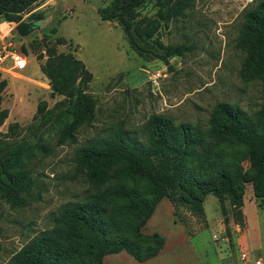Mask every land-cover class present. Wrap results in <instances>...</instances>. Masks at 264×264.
Wrapping results in <instances>:
<instances>
[{
  "label": "rangeland",
  "instance_id": "374dc122",
  "mask_svg": "<svg viewBox=\"0 0 264 264\" xmlns=\"http://www.w3.org/2000/svg\"><path fill=\"white\" fill-rule=\"evenodd\" d=\"M112 1L39 0L10 31L12 41L27 49L29 63L21 75H0L7 82L0 107L8 111L0 126V155L21 146L36 186L25 207L11 208L0 199V264H11L12 256L35 233L51 226L50 215L60 205L89 188L74 161L76 150L87 141L118 127L143 141L140 130L152 114L205 124L219 101L236 103L249 115L260 106L261 82L241 78L245 52L236 47L241 13L254 0H195L184 16L161 24L163 43L189 46L183 54L171 56L168 65L150 53L139 54L117 21L100 18L97 9ZM157 9L156 0H148L138 8L136 19L155 17ZM32 12L42 13L43 18L30 19ZM5 22L0 17V29L13 26ZM21 22L29 25L26 35L18 32ZM44 37L57 52H71L91 73L85 92L96 100L95 118L78 129L75 142L57 143L72 105L69 98L51 92L41 70L47 59ZM246 189L244 244L232 233L235 229L239 236L243 228L229 205L224 219L215 194L206 196L204 215L163 197L141 230L164 238L159 253L139 262L121 251L104 256L102 264H244L241 252L253 261L260 256L264 264V206L257 208L248 201L251 185Z\"/></svg>",
  "mask_w": 264,
  "mask_h": 264
},
{
  "label": "trees",
  "instance_id": "16d2710c",
  "mask_svg": "<svg viewBox=\"0 0 264 264\" xmlns=\"http://www.w3.org/2000/svg\"><path fill=\"white\" fill-rule=\"evenodd\" d=\"M38 1L0 0V17L18 22ZM147 2L114 0L97 11L102 20L118 22L131 48L168 65L171 56L183 54L189 46L163 43L161 24L184 16L195 0H156L155 17L136 19L138 8ZM42 18L40 12L30 14V19ZM42 40L47 59L40 67L51 92L69 98L72 105L57 143L75 142L78 129L95 118L96 100L85 92L91 73L71 52H57L45 37ZM236 47L245 52L241 78L259 80L262 85L261 103L254 113L219 101L205 124L152 114L141 127L143 141L121 127L87 141L76 150L74 161L89 188L60 205L50 215L51 226L35 233L10 263L102 264L104 256L121 251L139 262L151 259L163 248L164 238L158 232L147 235L141 230L163 197L204 215L206 196L215 194L224 219L229 205L239 225L244 223L247 184L257 205L264 206V0H254L243 9ZM21 50L27 54L25 47ZM6 85L0 79V106ZM7 116V109L0 107V126ZM21 154L18 146L0 155V199L11 208L27 206L36 186Z\"/></svg>",
  "mask_w": 264,
  "mask_h": 264
},
{
  "label": "built area",
  "instance_id": "2783aa9c",
  "mask_svg": "<svg viewBox=\"0 0 264 264\" xmlns=\"http://www.w3.org/2000/svg\"><path fill=\"white\" fill-rule=\"evenodd\" d=\"M5 23L13 26H7L5 30L0 29L2 31V34H0V71L19 74L28 64L27 55L12 41L10 36V31L14 28L16 22L6 21ZM240 259L249 264V255L246 252L240 253ZM254 264H260V260L255 259Z\"/></svg>",
  "mask_w": 264,
  "mask_h": 264
},
{
  "label": "crops",
  "instance_id": "0c3cea01",
  "mask_svg": "<svg viewBox=\"0 0 264 264\" xmlns=\"http://www.w3.org/2000/svg\"><path fill=\"white\" fill-rule=\"evenodd\" d=\"M28 63H29V59H28ZM17 75H21V73H19V74H17ZM247 192H248V190L246 189L245 190V194H244V204H243V206H242V212H243V225H240L241 226V228H243V230H242V232H241V234L239 235V236H236V234H234V231H235V229L233 230L232 229V233H233V239L234 240H236V238L235 237H238V240L241 242V243H243L244 241L243 240H246V237H244V236H242V234L246 231V227H247V216H246V214H245V203H246V196H247ZM252 193V194H251ZM251 193H249V199H248V201H250V202H254L255 203V206L257 207L258 205H257V203H256V201H255V199H254V195H253V192H252V189H251ZM258 208V207H257ZM243 241V242H242ZM244 244V243H243ZM256 259H259L260 260V264H262V261H261V257L259 256V257H256ZM255 260V259H254ZM248 262H244V264H247ZM249 264H254V261H253V259H251V258H249Z\"/></svg>",
  "mask_w": 264,
  "mask_h": 264
},
{
  "label": "water",
  "instance_id": "95a60500",
  "mask_svg": "<svg viewBox=\"0 0 264 264\" xmlns=\"http://www.w3.org/2000/svg\"><path fill=\"white\" fill-rule=\"evenodd\" d=\"M19 34L26 35L29 33V25L26 22H21L17 25Z\"/></svg>",
  "mask_w": 264,
  "mask_h": 264
}]
</instances>
